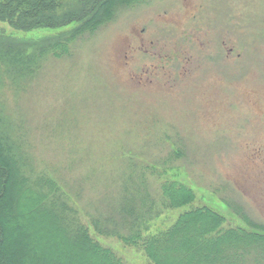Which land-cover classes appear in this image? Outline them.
<instances>
[{"label":"rangeland","instance_id":"1","mask_svg":"<svg viewBox=\"0 0 264 264\" xmlns=\"http://www.w3.org/2000/svg\"><path fill=\"white\" fill-rule=\"evenodd\" d=\"M74 1L59 0L69 9ZM106 9L93 34L67 52L54 44L77 23L24 31L0 22V38L32 44L20 46L28 72L11 71L0 54V136L27 183L41 176L35 187L49 207L62 208L65 222L82 225L124 264L152 263L138 239L129 244L98 231L93 205L115 196L130 164L157 201L140 236L201 207L223 215L224 230L247 228L224 196L264 222V0H107L100 14ZM45 46L56 57L46 59ZM178 144L181 157L152 160ZM165 180L191 188L193 201L168 208ZM34 221L52 237L44 246L56 245L48 263L98 264L83 246L62 243L50 223ZM7 229L0 264H20L17 223Z\"/></svg>","mask_w":264,"mask_h":264},{"label":"trees","instance_id":"2","mask_svg":"<svg viewBox=\"0 0 264 264\" xmlns=\"http://www.w3.org/2000/svg\"><path fill=\"white\" fill-rule=\"evenodd\" d=\"M106 1L75 0L74 6L69 9L63 7L59 0H0V22H7L9 26L24 31L77 23L67 39L54 44V47L67 52L68 44L88 39L97 23L107 18L108 9L104 14L99 12ZM111 1L108 0V3ZM20 46L32 47V44L22 43L17 46L12 39L0 38V54L8 59L10 70L28 72L27 57ZM42 50L46 59L49 56L56 57L57 53H50L48 46ZM181 145L167 150L161 159L156 157L152 160L165 165L181 157L185 154ZM135 164L121 170L115 196L110 194L109 197L95 200L93 209L99 214L93 218L92 225L98 231L103 229L105 233L114 234L129 244L138 239L152 264H264V222L251 218L231 196L222 199L233 213L240 216L247 228L231 227L224 230L220 227L225 220L224 216L214 209L201 207L180 213L169 226L160 231L140 236L141 222L157 215V201L151 191L138 184L141 177H134ZM146 167L155 168V165L148 164ZM26 178L17 159L5 147L0 136V207L5 208L4 212L8 215L7 218L0 217V255L11 241L7 232L8 221H15L17 234L23 240L17 253L20 264H57L55 258L50 259L52 261L49 263L45 260V257H52L51 252L56 249V245L54 243L52 248L44 246L46 241L53 240L46 236L42 228L35 230L34 220L38 218L37 222L41 225H52L54 233L61 235L62 243L83 246L84 255L97 260L98 264H124L109 248L94 241L82 225L65 222L62 208L58 210L49 207L52 204L46 203L45 193L35 187L44 183L41 176L35 186L29 185ZM159 186L162 199L167 195L170 201L168 206L162 202L168 208L188 204L194 199V192L185 185H175L173 181L165 180ZM27 211L29 213L25 214Z\"/></svg>","mask_w":264,"mask_h":264}]
</instances>
